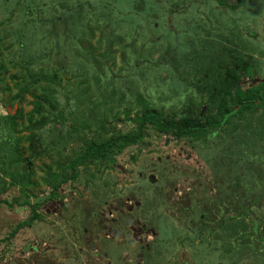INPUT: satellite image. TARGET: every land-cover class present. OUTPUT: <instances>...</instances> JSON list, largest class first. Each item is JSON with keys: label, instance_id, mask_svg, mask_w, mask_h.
<instances>
[{"label": "rangeland", "instance_id": "374dc122", "mask_svg": "<svg viewBox=\"0 0 264 264\" xmlns=\"http://www.w3.org/2000/svg\"><path fill=\"white\" fill-rule=\"evenodd\" d=\"M225 1L0 0L2 85L10 88L0 89V114L32 108L29 93L21 104L10 101L17 91L11 76L48 65L60 68L55 88L64 114L41 129L49 154L34 161L35 184L11 186L0 175L8 180L0 187L7 200L0 203V264H264V137L244 136L242 125L198 139L149 128L109 166L82 169L57 197L49 198L44 182L56 150L69 154L80 144V122L95 117L78 96L95 90L97 78L101 91L110 83L116 96L125 94L120 106L98 104L100 116L123 130L133 126L124 110L134 115L139 92L166 113L194 108L192 116H202L210 109L202 85L215 74L245 61L240 86L263 81L264 0ZM112 110L120 120L106 114ZM26 200L40 202L41 216L9 238L32 213ZM94 217L96 228L82 236ZM97 233L104 249L115 248L91 250L87 238Z\"/></svg>", "mask_w": 264, "mask_h": 264}, {"label": "trees", "instance_id": "16d2710c", "mask_svg": "<svg viewBox=\"0 0 264 264\" xmlns=\"http://www.w3.org/2000/svg\"><path fill=\"white\" fill-rule=\"evenodd\" d=\"M218 1L222 5L227 3L225 0ZM82 32H85L84 28H82ZM26 62L29 64V61ZM248 67L247 62L241 61L236 63L235 68L226 70V75L215 74L211 81L202 85L205 94H207V104L210 106L208 113H203L202 116L198 113L192 116L193 113L190 112H195L194 108H186L180 117H177L175 113H166L162 104L157 105L149 96L139 92L136 95L137 109L134 115L131 117V110H124V114L133 122V126L128 130L117 128V125L104 113L100 112L101 115L104 114L103 116L98 113V104L107 103L106 106H111L114 101H117V105L120 106L123 99L125 100V94L121 93L116 96L114 85L110 83L104 86L101 91L100 78H97L95 90L88 86L79 91L78 102L83 104L88 100L93 106L92 112L95 111L94 118H89L90 120L86 118L80 122L84 131L78 132L80 128L74 126V132L80 134V144L66 156L61 154L65 146L57 149L59 158L47 164V169H44V182L51 186L49 198L57 197L63 185L70 180L77 179L82 169L88 170L89 167L99 164L105 168L112 164L119 153L142 142L149 128H153L157 133L171 135L178 139H198L208 138V135L224 126L233 125L232 128L236 130L242 125L240 129L244 136L253 133L264 137V80L244 88L240 86L239 76L236 74L238 69L244 71ZM3 68L1 63L0 89L4 91L10 88L8 85H2L6 76ZM25 69L21 74L11 76L17 91L14 94L10 93L9 98L11 102L21 104L26 98V94L29 93L33 97L32 108L26 111L23 106H19L13 113L0 114L2 130L0 175L10 177V181L5 180V177H0L2 190L5 189L3 183L6 184L7 181V184L11 186L21 185L27 189L29 185L36 183L33 179L34 161L44 158L48 153L45 136L41 133V129L53 120H64L63 110L59 107L55 88V83H61L62 80L60 68L56 69L48 65L36 71L32 69L28 71V66ZM81 82L85 83V81ZM105 87H110V91H105L108 90ZM97 91L100 97L93 100L92 92ZM258 112L259 123L254 125L253 119ZM110 113L115 121L120 120V111L106 112L107 115ZM89 129L90 133H85ZM59 130L61 131V129ZM1 202H7V200H0ZM26 203L31 207L32 213L29 218L19 222L11 230L9 238L15 236L22 227L30 225L41 216V212L38 210L40 202L33 204L30 200H26ZM80 208L82 209V206ZM81 219L83 217H79L80 221ZM94 222L95 227H93ZM90 226L96 228V217L91 223H87V228L83 229L82 236L86 231H91ZM101 237L97 233L87 239L93 238L92 242H99Z\"/></svg>", "mask_w": 264, "mask_h": 264}, {"label": "flooded vegetation", "instance_id": "af4514ba", "mask_svg": "<svg viewBox=\"0 0 264 264\" xmlns=\"http://www.w3.org/2000/svg\"><path fill=\"white\" fill-rule=\"evenodd\" d=\"M134 239L139 241V238H138L137 236H135ZM103 240H104V239H103ZM116 240H117V239H116ZM140 241H141V240H140ZM115 243H116V242H115ZM91 245H92V246H91ZM106 245H107V244H104V245H103V244H102V241H101L100 245H98V243L95 241V242H91V244H90V247H91V248H90V249L93 250L94 252H96V251L99 249V250H101V251H103V252H105V253H108V252H107L108 248H109V251H111L113 248H115V247H108V248H105V249H104V247H107ZM117 245H118V244H117ZM102 246H103V247H102ZM99 253H100V255L102 254L101 252H99Z\"/></svg>", "mask_w": 264, "mask_h": 264}]
</instances>
